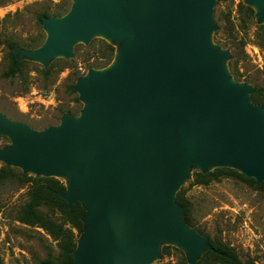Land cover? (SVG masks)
Instances as JSON below:
<instances>
[{
    "label": "water",
    "instance_id": "1",
    "mask_svg": "<svg viewBox=\"0 0 264 264\" xmlns=\"http://www.w3.org/2000/svg\"><path fill=\"white\" fill-rule=\"evenodd\" d=\"M244 1L264 22V0ZM214 3L73 0L65 15L43 18L49 38L38 50L13 51L17 62L47 66L71 59L72 46L98 32L111 46L123 40L116 68L90 70L74 86L85 104L78 117L33 131L0 114V135L11 142L0 161L24 174L66 176L57 197L85 211L72 264H147L160 240L195 264L210 246L175 203L189 160L201 174L232 169L264 182V108L231 81L227 54L211 44Z\"/></svg>",
    "mask_w": 264,
    "mask_h": 264
},
{
    "label": "rangeland",
    "instance_id": "2",
    "mask_svg": "<svg viewBox=\"0 0 264 264\" xmlns=\"http://www.w3.org/2000/svg\"><path fill=\"white\" fill-rule=\"evenodd\" d=\"M72 4L73 0H0V114L33 131L59 125L65 114L78 117L85 104L79 101L74 86L84 81L90 70H102L111 64L110 70L117 65L112 60L114 63L111 61L105 67L90 68L102 54L99 41L111 44L98 33L99 36L93 35L87 43L73 45L71 59L54 58L47 66L27 61L21 74L13 78L3 76L7 66L6 43L19 47L14 51L38 50L47 35L39 17L47 14L55 18L58 13L63 16ZM248 8L252 15L246 11ZM211 19L217 29L211 33L210 41L221 53L227 54L224 68L231 81L254 93L260 90L264 100V22H258L256 10L244 0H215ZM122 45L119 37L113 45L116 53ZM229 63L238 78L232 76ZM8 147H11L10 139L0 135V151ZM2 167L7 166L0 161V169ZM8 168L13 169V175L0 181V258L3 264H38L47 257L56 258L57 242L41 229L16 221L18 212L29 200L31 188L17 174L38 176L24 174L16 167ZM233 171L236 173H225L219 180L199 186L193 182L195 174L201 172L189 160L187 178L177 193L183 192L189 204L192 230L206 240L233 248L243 262L264 264V190L252 187L247 177ZM209 172H213L212 169ZM55 179L64 186L67 183L66 176ZM54 218L62 222L57 213ZM157 253L147 264H182L183 260L187 263L186 251L174 243L160 240Z\"/></svg>",
    "mask_w": 264,
    "mask_h": 264
},
{
    "label": "trees",
    "instance_id": "3",
    "mask_svg": "<svg viewBox=\"0 0 264 264\" xmlns=\"http://www.w3.org/2000/svg\"><path fill=\"white\" fill-rule=\"evenodd\" d=\"M246 11L252 15V11L248 8ZM56 17H61V14H56ZM43 18H50L47 14H42L39 17L42 23ZM264 29V26H263ZM102 54L93 67L99 69L107 66L114 58L115 49L110 44L100 40ZM7 53L5 56L6 69L3 73L5 78H13L22 73V70L29 63L26 60L17 62L14 49L19 47L12 42H7ZM229 69H232L231 64H228ZM232 76L238 78L234 73ZM73 93V86L70 87ZM260 90L250 95V101L254 105H260L264 108V100L260 95ZM13 169L2 167L0 169V181L13 175ZM227 174L236 173L231 169H216L208 174L196 173L194 176V184L206 186L211 182L219 180V178ZM24 184L31 185L29 191V200L18 212L16 221L22 225L41 229L47 236L57 242L58 256L56 258L47 257L45 260L39 261L38 264H72V254L77 247V238L83 232L82 218L85 215L84 209L80 204L68 207L67 203L57 197L58 193L65 191L64 184L55 178H31L20 173L17 174ZM242 177V176H240ZM243 178V177H242ZM245 179V178H244ZM250 185L256 189L264 190V182L257 184L254 179H246ZM175 203L183 208V221L193 228V224L188 215L189 204L185 200L183 192H178L175 196ZM48 212H51L48 213ZM54 213V215H52ZM58 214L62 220L61 223L55 220V214ZM210 250L202 254L200 259L195 264H254L253 262H243L235 253L233 248L226 244L214 240H208ZM0 264H3L0 258ZM182 264H187L184 260Z\"/></svg>",
    "mask_w": 264,
    "mask_h": 264
},
{
    "label": "bare ground",
    "instance_id": "4",
    "mask_svg": "<svg viewBox=\"0 0 264 264\" xmlns=\"http://www.w3.org/2000/svg\"><path fill=\"white\" fill-rule=\"evenodd\" d=\"M254 9H255L256 11H259V8H258L257 5H254ZM98 33L101 34L102 36H104L103 33H101V32H98ZM48 38H49V34L47 33L46 39L48 40ZM113 63H114V62H113ZM110 66H111V65H110ZM116 67H117V65H114L112 69H114V68H116ZM109 68H110V67H109ZM112 69H110V70H112Z\"/></svg>",
    "mask_w": 264,
    "mask_h": 264
}]
</instances>
